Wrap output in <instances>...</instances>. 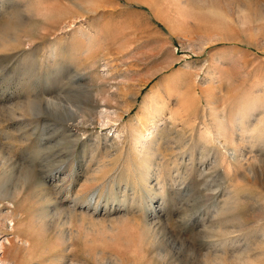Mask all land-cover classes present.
Returning <instances> with one entry per match:
<instances>
[{"label": "rangeland", "instance_id": "obj_1", "mask_svg": "<svg viewBox=\"0 0 264 264\" xmlns=\"http://www.w3.org/2000/svg\"><path fill=\"white\" fill-rule=\"evenodd\" d=\"M0 264H264V0H0Z\"/></svg>", "mask_w": 264, "mask_h": 264}]
</instances>
